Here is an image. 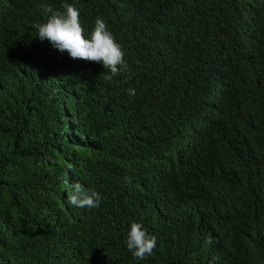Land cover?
Masks as SVG:
<instances>
[{"label":"trees","instance_id":"obj_1","mask_svg":"<svg viewBox=\"0 0 264 264\" xmlns=\"http://www.w3.org/2000/svg\"><path fill=\"white\" fill-rule=\"evenodd\" d=\"M65 2L129 72L105 82L38 38ZM73 182L100 207L69 205ZM134 221L157 238L144 260ZM214 257L264 264V0H0V264Z\"/></svg>","mask_w":264,"mask_h":264},{"label":"clouds","instance_id":"obj_2","mask_svg":"<svg viewBox=\"0 0 264 264\" xmlns=\"http://www.w3.org/2000/svg\"><path fill=\"white\" fill-rule=\"evenodd\" d=\"M62 8L65 11L54 9L48 4L41 5L46 22L33 25L41 41H49L60 53L67 52L74 60L102 63L105 71L100 78L105 82L111 83L114 77L129 72L125 53L103 18L98 17L95 20L90 37H86L77 8L66 2ZM128 95L134 97L135 88H129ZM200 126V122H197L196 128ZM69 167L71 168V165ZM65 183L67 184V181ZM69 188V205L89 209L100 207L102 196L98 191L86 188L80 182L71 183ZM208 242H212L211 238ZM125 243L135 258L144 260L156 248L157 238L149 234L143 224L134 221L130 225ZM218 259L219 257H214L209 264H216Z\"/></svg>","mask_w":264,"mask_h":264}]
</instances>
